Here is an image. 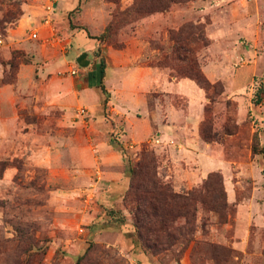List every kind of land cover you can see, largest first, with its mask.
Masks as SVG:
<instances>
[{"label":"rangeland","instance_id":"obj_1","mask_svg":"<svg viewBox=\"0 0 264 264\" xmlns=\"http://www.w3.org/2000/svg\"><path fill=\"white\" fill-rule=\"evenodd\" d=\"M262 147L264 0H0V264H264Z\"/></svg>","mask_w":264,"mask_h":264},{"label":"trees","instance_id":"obj_2","mask_svg":"<svg viewBox=\"0 0 264 264\" xmlns=\"http://www.w3.org/2000/svg\"><path fill=\"white\" fill-rule=\"evenodd\" d=\"M199 38L197 39L200 40L203 45L207 44V40L203 37L202 33H199ZM103 76L104 64L102 62L100 63V78ZM188 76L194 79L201 87L207 88L210 86L207 78L199 69H196ZM100 87L103 88L102 86ZM261 151L264 152V147L261 148ZM154 162V157L151 154L144 152L141 158L136 162L135 166H131L130 168L132 178L140 175L141 180L140 182H136L134 187L132 183V188H138L140 191V196L136 199L138 206L135 212L134 224L138 235L142 238V241L147 244H150V238L147 234L152 232V226L155 225L158 218H161V216H159L160 214H158V205L154 202L160 200V203H169L176 208L185 209L186 222H189L190 217L193 214L192 193L180 194L170 191L168 186L162 183L157 177L154 169ZM156 216L157 218H155ZM176 216H178V214L167 218L163 217L162 221L167 222L169 218L170 222L173 223ZM172 228L173 231H175L178 229V226L173 225Z\"/></svg>","mask_w":264,"mask_h":264},{"label":"water","instance_id":"obj_3","mask_svg":"<svg viewBox=\"0 0 264 264\" xmlns=\"http://www.w3.org/2000/svg\"><path fill=\"white\" fill-rule=\"evenodd\" d=\"M89 61L90 60L87 52H83L76 57V62L82 67L87 66L89 64Z\"/></svg>","mask_w":264,"mask_h":264},{"label":"built area","instance_id":"obj_4","mask_svg":"<svg viewBox=\"0 0 264 264\" xmlns=\"http://www.w3.org/2000/svg\"><path fill=\"white\" fill-rule=\"evenodd\" d=\"M31 36H32V37H36V36H37V33H36V32H33V33L31 34ZM83 112H84V109L81 108V109L79 110V113H83Z\"/></svg>","mask_w":264,"mask_h":264}]
</instances>
